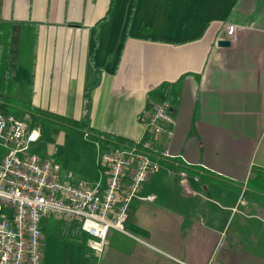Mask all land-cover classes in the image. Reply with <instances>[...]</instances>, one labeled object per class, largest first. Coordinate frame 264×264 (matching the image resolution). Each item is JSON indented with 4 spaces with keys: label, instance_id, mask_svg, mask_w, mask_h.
<instances>
[{
    "label": "crops",
    "instance_id": "1",
    "mask_svg": "<svg viewBox=\"0 0 264 264\" xmlns=\"http://www.w3.org/2000/svg\"><path fill=\"white\" fill-rule=\"evenodd\" d=\"M0 20L15 96L33 107L131 141L142 111L176 97L155 140L176 158L138 192L153 198H133L98 253L44 216V264H264V193L246 184L264 170V0H0ZM93 153L82 181L101 184Z\"/></svg>",
    "mask_w": 264,
    "mask_h": 264
},
{
    "label": "built area",
    "instance_id": "2",
    "mask_svg": "<svg viewBox=\"0 0 264 264\" xmlns=\"http://www.w3.org/2000/svg\"><path fill=\"white\" fill-rule=\"evenodd\" d=\"M33 118L29 111L0 110V264H42L40 221L46 215L60 221L63 237L75 240L85 234L89 250L101 252L109 229L125 232L130 201L153 198L138 192L158 161L176 158L155 144L160 134L172 133L169 100L155 101L140 113L143 132L138 139L119 142L97 135V165L105 175L101 184L62 176L51 156L29 153L41 136L40 128L30 127ZM179 175L184 177L185 171Z\"/></svg>",
    "mask_w": 264,
    "mask_h": 264
},
{
    "label": "rangeland",
    "instance_id": "3",
    "mask_svg": "<svg viewBox=\"0 0 264 264\" xmlns=\"http://www.w3.org/2000/svg\"><path fill=\"white\" fill-rule=\"evenodd\" d=\"M15 73L16 79L20 77L21 68L16 66L11 67ZM0 110L7 112L4 105H0ZM31 128L38 129L41 123L32 120ZM46 132L42 137V144L39 142L30 145L29 153H36L44 155L48 153L53 159L58 160L63 172L70 174L72 180H86L90 181L94 172H98L97 166L94 163L93 152L96 150L94 141L90 137L84 136V131L66 125H52L44 123ZM48 219L51 215L46 216ZM64 239H69L64 237ZM71 240V239H69ZM44 247L42 248V264L46 262L44 254ZM48 257V255H47Z\"/></svg>",
    "mask_w": 264,
    "mask_h": 264
},
{
    "label": "trees",
    "instance_id": "4",
    "mask_svg": "<svg viewBox=\"0 0 264 264\" xmlns=\"http://www.w3.org/2000/svg\"><path fill=\"white\" fill-rule=\"evenodd\" d=\"M10 38V23L0 20V105H4L8 112L21 113L22 111H29L34 118L39 121L47 122L52 125H66L68 127H74L87 131L90 134L92 140L97 139V135L102 133L90 128L84 121H76L72 118L58 115L46 110H41L33 107L30 99H19L15 96V81L12 78V71L8 65L7 52ZM84 97L88 99L87 89L84 92ZM171 104L176 101L175 95L172 91L168 94L167 98ZM86 106V105H85ZM106 138L115 141H128L118 136L103 134ZM248 188L252 190V194L259 197V193H264V170L256 169L254 173L246 182ZM256 192V193H255Z\"/></svg>",
    "mask_w": 264,
    "mask_h": 264
},
{
    "label": "water",
    "instance_id": "5",
    "mask_svg": "<svg viewBox=\"0 0 264 264\" xmlns=\"http://www.w3.org/2000/svg\"><path fill=\"white\" fill-rule=\"evenodd\" d=\"M217 46H228L229 41L227 39H218L216 41Z\"/></svg>",
    "mask_w": 264,
    "mask_h": 264
}]
</instances>
